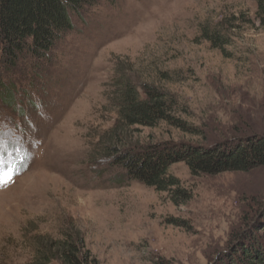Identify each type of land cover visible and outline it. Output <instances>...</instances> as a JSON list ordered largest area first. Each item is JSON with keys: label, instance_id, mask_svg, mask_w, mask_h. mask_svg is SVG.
<instances>
[{"label": "rangeland", "instance_id": "374dc122", "mask_svg": "<svg viewBox=\"0 0 264 264\" xmlns=\"http://www.w3.org/2000/svg\"><path fill=\"white\" fill-rule=\"evenodd\" d=\"M257 8L256 0L101 1L73 18L74 31L47 60L27 58L13 71L0 64V149L8 153L0 170L18 173L0 188V264H28L38 240L78 230L99 264H210L264 198V167L196 176L176 163L170 172L192 192L181 205L140 182L115 183L112 79L118 65L139 86L166 89L178 99L176 115L204 133L162 121L121 130V150L264 133ZM203 26L229 36L225 50L203 38Z\"/></svg>", "mask_w": 264, "mask_h": 264}, {"label": "trees", "instance_id": "16d2710c", "mask_svg": "<svg viewBox=\"0 0 264 264\" xmlns=\"http://www.w3.org/2000/svg\"><path fill=\"white\" fill-rule=\"evenodd\" d=\"M101 1L112 4L115 0H0L1 66L13 71L27 58L37 63L47 60L49 53L74 31L73 18ZM256 1V17L264 28V0ZM202 36L222 50L230 44L229 36L219 27L203 26ZM121 70L117 65L111 86V102L118 113L111 136L117 146L108 153L113 165L122 170L115 183L137 181L167 193L174 204L181 205L192 199V192L170 172L176 163L184 162L196 176L249 172L264 167L262 132L239 131L234 137L212 144L167 140L130 149L118 148L125 142L121 130L125 133L138 126L157 127L162 121L184 133L204 135L198 127L176 115L179 102L174 94L155 84L139 86L132 71L127 75ZM2 90L8 98L12 87H1ZM0 154L8 153L0 149ZM256 205L253 215H244L247 216L244 228L233 234L210 264H264V198ZM181 223L185 227V222ZM34 245V258L28 264H99L87 250L79 230L65 231L60 238L45 236Z\"/></svg>", "mask_w": 264, "mask_h": 264}, {"label": "snow or ice", "instance_id": "6c2138e0", "mask_svg": "<svg viewBox=\"0 0 264 264\" xmlns=\"http://www.w3.org/2000/svg\"><path fill=\"white\" fill-rule=\"evenodd\" d=\"M17 170L9 168L8 170H0V188L7 187L15 182Z\"/></svg>", "mask_w": 264, "mask_h": 264}]
</instances>
